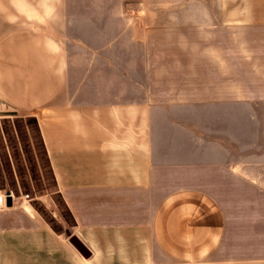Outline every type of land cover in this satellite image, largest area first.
Masks as SVG:
<instances>
[{
	"label": "crops",
	"instance_id": "1",
	"mask_svg": "<svg viewBox=\"0 0 264 264\" xmlns=\"http://www.w3.org/2000/svg\"><path fill=\"white\" fill-rule=\"evenodd\" d=\"M0 100L90 252L0 196V264H264V0H0Z\"/></svg>",
	"mask_w": 264,
	"mask_h": 264
},
{
	"label": "rangeland",
	"instance_id": "2",
	"mask_svg": "<svg viewBox=\"0 0 264 264\" xmlns=\"http://www.w3.org/2000/svg\"><path fill=\"white\" fill-rule=\"evenodd\" d=\"M138 4L128 3L127 9L137 14L141 9ZM147 9L163 13L170 7L152 5ZM0 196L30 202L55 233L66 241L75 236L71 217L56 193L49 161L41 144L36 120L31 114L12 112L0 118ZM112 262L119 263L116 259Z\"/></svg>",
	"mask_w": 264,
	"mask_h": 264
},
{
	"label": "water",
	"instance_id": "3",
	"mask_svg": "<svg viewBox=\"0 0 264 264\" xmlns=\"http://www.w3.org/2000/svg\"><path fill=\"white\" fill-rule=\"evenodd\" d=\"M11 200L12 198L10 196L6 197L5 202L7 206H11ZM69 243L84 259H88L90 257L89 250L76 236L70 237Z\"/></svg>",
	"mask_w": 264,
	"mask_h": 264
},
{
	"label": "built area",
	"instance_id": "4",
	"mask_svg": "<svg viewBox=\"0 0 264 264\" xmlns=\"http://www.w3.org/2000/svg\"><path fill=\"white\" fill-rule=\"evenodd\" d=\"M12 112L13 111L4 102L0 100V118L4 115H10Z\"/></svg>",
	"mask_w": 264,
	"mask_h": 264
}]
</instances>
